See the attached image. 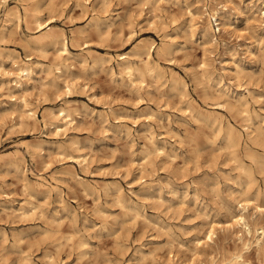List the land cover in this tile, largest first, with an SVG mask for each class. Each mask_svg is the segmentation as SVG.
I'll list each match as a JSON object with an SVG mask.
<instances>
[{
  "label": "rangeland",
  "instance_id": "obj_1",
  "mask_svg": "<svg viewBox=\"0 0 264 264\" xmlns=\"http://www.w3.org/2000/svg\"><path fill=\"white\" fill-rule=\"evenodd\" d=\"M263 11L0 0V264H264Z\"/></svg>",
  "mask_w": 264,
  "mask_h": 264
},
{
  "label": "bare ground",
  "instance_id": "obj_2",
  "mask_svg": "<svg viewBox=\"0 0 264 264\" xmlns=\"http://www.w3.org/2000/svg\"><path fill=\"white\" fill-rule=\"evenodd\" d=\"M264 13V11L262 12ZM216 15V13H215ZM213 16V15H212ZM217 16H213V18ZM33 18L36 22H38V16L37 15H33ZM215 18V19H216ZM214 19V20H215ZM219 20V19H218ZM220 21V20H219ZM38 25H40V23L38 22ZM51 33V32H50ZM36 36V35H35ZM53 42H59L60 43V47H61V52H67V49H66V46H65V38L61 35V34H58L57 36H55L54 38L51 39ZM32 44V43H31ZM151 46V45H150ZM150 49V48H149ZM69 52V51H68ZM148 52V50L146 51ZM145 52V53H146ZM136 53V52H135ZM137 54V53H136ZM139 56V55H138ZM123 57V56H122ZM140 58V57H139ZM13 63H15V61H13ZM144 63L146 64L147 62L144 61ZM143 63V64H144ZM16 64V63H15ZM149 66V64H148ZM17 69H18V72L19 73H14L16 75H14L15 78L12 79V84L14 87H21L22 85V80H21V76L26 77L27 78H30V74L32 73V67L30 65V63L24 61L18 65H16ZM122 70L126 71L129 75L131 74V71H132V67L128 64V62H126L123 66H122ZM5 71V70H4ZM25 79V78H24ZM66 85H69V84H66ZM21 92V91H20ZM239 104V103H238ZM13 105H15L14 108L20 110L21 112H23L25 114V117L27 118H33L35 119V112L34 110L32 109V107L29 106V104L27 103V101L25 100V98H23L22 96H18V100L13 103ZM58 111V112H57ZM57 114H55L57 117H59V119L63 122V123H68L71 121L72 117H71V114L69 112V110L67 108H64V107H60L58 110H57ZM43 116V115H42ZM212 121V120H211ZM213 123V122H212ZM260 129V128H259ZM227 130V129H226ZM233 146V144H232ZM159 149V148H158ZM165 149V148H164ZM244 207V205H242V208ZM255 209L258 210V212H261L263 211L264 212V206H260V205H257L255 204L254 205ZM254 209V208H253ZM239 220H241L244 225L247 224V222L245 221L244 219V216L240 215L238 217H235L233 219V221L235 223L239 222ZM250 225V224H249ZM258 230V229H257ZM213 234V230H209L208 231V234H207V238H211V235ZM264 248V247H263ZM263 256V255H262ZM264 257V256H263Z\"/></svg>",
  "mask_w": 264,
  "mask_h": 264
}]
</instances>
